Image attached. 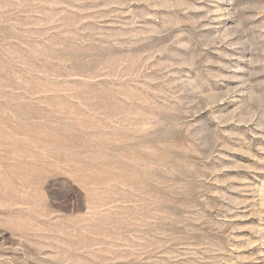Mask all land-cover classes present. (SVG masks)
<instances>
[{
	"label": "rangeland",
	"instance_id": "1",
	"mask_svg": "<svg viewBox=\"0 0 264 264\" xmlns=\"http://www.w3.org/2000/svg\"><path fill=\"white\" fill-rule=\"evenodd\" d=\"M0 264H264V0H0Z\"/></svg>",
	"mask_w": 264,
	"mask_h": 264
}]
</instances>
